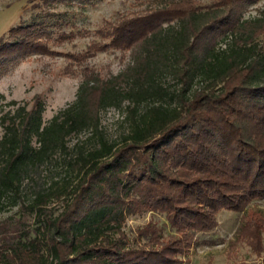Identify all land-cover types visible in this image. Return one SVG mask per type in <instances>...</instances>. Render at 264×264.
Returning <instances> with one entry per match:
<instances>
[{"label":"trees","instance_id":"obj_1","mask_svg":"<svg viewBox=\"0 0 264 264\" xmlns=\"http://www.w3.org/2000/svg\"><path fill=\"white\" fill-rule=\"evenodd\" d=\"M258 1L151 0L85 53L112 47L128 64L109 77L85 68L47 122L43 100L0 93V215L20 206L35 225L0 220V264H182L220 211L264 198V11L243 17ZM43 34L11 28L0 66L42 51ZM108 108L123 114L119 134L101 125ZM145 212L172 233L150 221L130 237L127 217ZM263 224L242 219L235 235L257 255Z\"/></svg>","mask_w":264,"mask_h":264},{"label":"rangeland","instance_id":"obj_2","mask_svg":"<svg viewBox=\"0 0 264 264\" xmlns=\"http://www.w3.org/2000/svg\"><path fill=\"white\" fill-rule=\"evenodd\" d=\"M151 0H0V38L16 26L37 24L43 31L42 51L18 54L0 66V93L17 106H33L37 99L44 101L43 120L47 122L60 109L75 99L83 70L87 68L109 77L117 74L129 62V54L107 47L86 57L89 47L103 46L110 41L106 34L122 18L132 17L150 6ZM206 5L212 0H197ZM264 11V0L247 5L243 17L251 18ZM7 40V38H6ZM16 106V107H17ZM13 109L4 106L3 110ZM123 114L114 108L100 113L101 125L110 134L122 131ZM75 140V139H74ZM73 140V141H74ZM61 203L56 205V208ZM217 226L197 234L182 264H262L264 252L257 255L236 230L242 219L264 221V198L253 200L244 211H220ZM21 219L24 229L32 228L33 217L20 206L0 215V220ZM161 228L164 237L172 233L163 214L145 212L129 215L124 230L132 237L135 230L148 222ZM264 246V224L261 228ZM264 249V248H263Z\"/></svg>","mask_w":264,"mask_h":264}]
</instances>
